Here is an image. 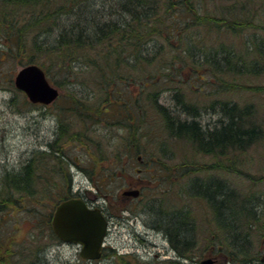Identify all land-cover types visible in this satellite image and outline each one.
I'll use <instances>...</instances> for the list:
<instances>
[{
    "label": "trees",
    "instance_id": "1",
    "mask_svg": "<svg viewBox=\"0 0 264 264\" xmlns=\"http://www.w3.org/2000/svg\"><path fill=\"white\" fill-rule=\"evenodd\" d=\"M213 1L218 7L212 11L203 0H0V55L23 53L26 64H39L59 86L71 84L58 111L54 141L35 151L18 171L4 174L0 218L16 209L41 213L40 205L53 207L75 196L71 167L92 160L87 154L82 158L79 144L91 148L100 161L113 158L118 169L100 171L104 179V174H119L124 155L137 154L156 168L155 178L161 176L171 186L177 177H186L190 184L185 193L203 199L211 213V241L202 249L218 255L227 248L234 258L246 256L242 248H248V238L236 232L246 224L253 227L251 210L239 203L224 178L196 177L214 167L224 171V158L235 159L258 140L262 123L252 104L222 99L217 125L205 126L202 104L191 95L200 96L207 87L230 89L238 75L256 73L264 64V45L252 44L242 53L225 43L223 35L246 29L256 11L234 0L228 13L224 0ZM163 90L170 91L178 109L160 101ZM209 105L216 109L218 104L214 100ZM181 142L213 158L215 166L188 155L177 165L169 164L166 160L175 156ZM191 200L180 207L151 205L179 258L175 264L202 253ZM53 211L42 217L52 233Z\"/></svg>",
    "mask_w": 264,
    "mask_h": 264
},
{
    "label": "rangeland",
    "instance_id": "2",
    "mask_svg": "<svg viewBox=\"0 0 264 264\" xmlns=\"http://www.w3.org/2000/svg\"><path fill=\"white\" fill-rule=\"evenodd\" d=\"M262 1L237 2L246 3L256 11L255 17L251 16L254 22L246 26L243 31L240 29L234 33L236 31L233 30L231 34H224L225 43L234 44L242 53L252 44L264 45L261 42L264 39V9L260 5ZM234 2V0H224V11L229 7L232 8ZM203 3L208 10L213 11L218 7L213 0H203ZM262 4L264 5V1ZM225 14L227 13L224 12ZM7 55H0V184L5 173L18 171L35 151L48 149L49 143L54 141L59 127L58 111L71 86V84L59 86L48 76L60 89L62 96L47 105L32 103L14 82L17 71L26 64V58L22 56L23 53ZM253 55L255 56L254 53ZM259 69L246 77L238 75L235 82L230 84V89L218 91L207 87V91L199 94L200 96L194 93L191 95L202 104L200 120L205 126L217 125L222 116L218 109L221 104L219 101L222 99L237 101L241 105L252 104L256 109L254 117L262 123L260 124L263 134L258 140L244 151L235 154V159L224 158V171L216 170L214 167L208 170L210 172H201L196 177L204 178L207 174H211L214 178H218L217 176L224 178L228 187L235 191L239 203L246 204L252 211L248 213L254 223L253 227L249 229V224H246L243 230L236 232V235L248 238V248L246 245L242 248L248 251L246 256L241 253L242 256L234 258L233 250L226 248L224 254H215L221 260L224 259L225 264H264V64L262 62ZM198 86L201 87L202 84ZM159 99L172 109L177 108L169 90H163ZM214 100L218 104L216 109L209 105ZM182 116L186 117L187 114L182 113ZM100 124H94V127L99 128ZM104 129L109 130L108 127ZM122 132L123 129H120L119 133ZM106 144L109 146L108 143ZM77 151L82 158L87 154L90 157L88 159L92 160L85 161L86 164L82 163V166L80 164L71 167L72 191L75 196L86 198L90 204L105 208L109 219L103 257L96 260L85 259L80 253L81 247L78 244L62 242L52 233L49 224L42 219L44 212L51 208L54 210L56 206L42 204L41 213L35 211L34 214L28 215L16 209L8 214L6 219L0 218V264H175L172 260L177 254L164 229L157 222L158 212L154 211L151 205L155 203L157 207L161 203L163 208H172L176 205L180 207L190 198L191 210L198 222L199 245L202 251L199 255L196 252V264H199L201 258L213 254L209 249L203 250L211 241L207 226L211 213L203 199L196 197L195 193L191 195V191H189L190 196L185 193L190 184L186 177H177L172 181L174 183L171 186L170 182L162 180L161 176L156 175L155 178L156 168L148 167V164L142 162V158L138 159L140 154H137L132 157L124 155L118 162L122 163V166H119V174L111 177V173L108 175L103 173L104 179L100 171L110 169L113 172L116 168L115 163L112 162L113 158L100 161L91 148L88 147L86 150L79 144ZM174 151L175 156L166 160L171 165L184 161L188 155L191 159L194 156L193 159H199L210 164L211 167L215 166L212 164L213 158L198 155L194 147L188 143H177ZM98 181L101 182L98 184ZM101 184L103 186L99 187ZM133 187L143 190L141 196L124 197L122 194L124 189ZM193 188L195 189L194 184ZM165 189H169V192ZM152 199L155 202H152ZM227 242L231 243V240L228 239ZM183 264L194 263L184 260Z\"/></svg>",
    "mask_w": 264,
    "mask_h": 264
},
{
    "label": "water",
    "instance_id": "3",
    "mask_svg": "<svg viewBox=\"0 0 264 264\" xmlns=\"http://www.w3.org/2000/svg\"><path fill=\"white\" fill-rule=\"evenodd\" d=\"M15 85L23 90L32 102L51 103L60 94L44 71L36 63L21 67L15 76ZM140 190H124L123 194L138 196ZM55 233L63 241L82 245L85 258L96 259L102 255V247L108 229V219L99 207H92L80 197H71L60 202L52 217ZM201 264H215L212 257L201 260Z\"/></svg>",
    "mask_w": 264,
    "mask_h": 264
},
{
    "label": "flooded vegetation",
    "instance_id": "4",
    "mask_svg": "<svg viewBox=\"0 0 264 264\" xmlns=\"http://www.w3.org/2000/svg\"><path fill=\"white\" fill-rule=\"evenodd\" d=\"M223 257V256H222ZM175 261H178L179 260V258L176 256L175 258H173ZM195 260H196V258L195 257H190L189 258V261L191 262V263H194V264H196V262H195ZM216 263L217 264H225V261H224V259H222L221 260V258H219V257H216Z\"/></svg>",
    "mask_w": 264,
    "mask_h": 264
},
{
    "label": "bare ground",
    "instance_id": "5",
    "mask_svg": "<svg viewBox=\"0 0 264 264\" xmlns=\"http://www.w3.org/2000/svg\"><path fill=\"white\" fill-rule=\"evenodd\" d=\"M195 188H196V186H195ZM193 189H194V188H193ZM188 260H189V259H188ZM172 261H173V263H175L174 260H172Z\"/></svg>",
    "mask_w": 264,
    "mask_h": 264
}]
</instances>
